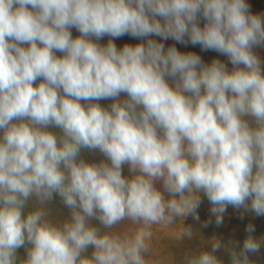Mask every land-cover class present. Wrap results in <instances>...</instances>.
<instances>
[{"label":"clouds","instance_id":"1","mask_svg":"<svg viewBox=\"0 0 264 264\" xmlns=\"http://www.w3.org/2000/svg\"><path fill=\"white\" fill-rule=\"evenodd\" d=\"M126 34L187 36L233 67L154 39H91ZM261 45L264 17L247 0H0V264H17L22 247L19 264H164L150 255L152 227L182 219L191 239L184 219L199 220L201 192L217 225L229 205L264 216ZM54 195L68 219L52 217ZM124 221L136 227L118 230ZM246 231L239 250L213 237L178 264H223L221 248L230 264H254L264 237Z\"/></svg>","mask_w":264,"mask_h":264},{"label":"trees","instance_id":"2","mask_svg":"<svg viewBox=\"0 0 264 264\" xmlns=\"http://www.w3.org/2000/svg\"><path fill=\"white\" fill-rule=\"evenodd\" d=\"M257 4L254 2L250 5V11L255 14L257 10ZM204 20L201 17L198 21L201 27H203ZM78 32V30H77ZM169 38L163 42L165 50L169 47H176L177 50L181 53H193L198 55L203 62L206 57L213 59H218L223 62L229 71L232 70V65L229 62L227 56L222 55L214 50H204L199 44L193 45L188 37L185 36L184 42H177L176 40ZM57 55V52L55 53ZM59 56V52H58ZM169 81L173 83L171 78ZM41 81L37 80L34 86H37ZM94 103H99L102 107L108 108L111 105L108 99H102L100 101H93ZM82 104L87 102L81 101ZM50 131L59 133V129L55 127H50ZM80 157L83 158L86 162L89 163H100L101 161L107 162L106 157L98 150H87L82 149ZM122 174L125 177H130L128 170V165H124L122 168ZM157 187L161 188L162 185L157 182ZM167 196V193H165ZM201 203L196 210V215L199 216V220L195 219L192 214H189L184 219V226L191 227L195 232L191 239L182 238L179 235L180 229L183 227V220L179 219L174 225L168 226L169 229L177 231V237L175 239H170L169 237L157 236L155 237V231L157 226H153L151 231L153 233L151 241V257L156 261H163L164 264H172V262H178L182 259L185 252L197 249L202 245L206 250H211V245L208 243L213 237H217L221 240L222 244H231L239 250L242 247L243 241L246 239L248 233L246 228L249 224L253 225L255 232L253 235L260 239L264 237V216H257L255 213L250 210H245L243 208L236 209L229 205L227 211L223 215V223L217 225L215 216L211 213L210 209L212 205L208 201L207 197L200 193ZM250 204V201H249ZM32 201L29 202V207H31ZM51 210L52 217L58 221H63L68 219L70 216V210L63 204L61 198L58 195H54L53 200L47 205ZM95 224L96 221H91ZM136 227L130 221H124L121 225L118 226L120 231H128ZM92 249L88 250L87 254H90ZM215 255L223 261V264H230V255L225 248H221L215 253ZM17 264L20 260L26 258V247H22L17 250ZM249 259L254 262V264H264V244H262L261 249L258 253H250Z\"/></svg>","mask_w":264,"mask_h":264},{"label":"rangeland","instance_id":"3","mask_svg":"<svg viewBox=\"0 0 264 264\" xmlns=\"http://www.w3.org/2000/svg\"><path fill=\"white\" fill-rule=\"evenodd\" d=\"M254 2L258 6L255 14H259L262 17H264V0H247V3L249 4V6ZM70 31L72 33L73 38L80 36V33L77 32V29L75 27L71 28ZM91 39H93L94 42H97L102 46L106 45L109 40H112V42L117 46L118 49L122 48L125 44L135 46L138 43H146L147 39H154L160 43H163L164 41L167 40V39L164 40L158 36L138 38V37H133L127 34L120 36L118 38H113V37L105 35L102 38H100L98 41L96 40L95 37H91ZM172 41H174V39ZM253 51L258 55V57L261 58L262 62H264V45L255 47ZM62 55L63 54L59 52V56H62ZM57 56H58V52H57ZM210 61H211V58H208V57H206L204 62L202 60L204 64H210L211 63ZM170 84H172V82H170ZM126 98H127L126 94H121V97H120L121 100L126 99ZM108 100H109V103L110 102L111 104L113 103V100L111 99H108ZM161 235L166 238L169 237L170 239H175L178 236L177 231L169 229L167 225H157V229L155 231V237L161 236Z\"/></svg>","mask_w":264,"mask_h":264}]
</instances>
